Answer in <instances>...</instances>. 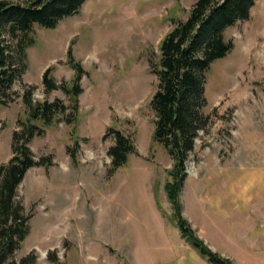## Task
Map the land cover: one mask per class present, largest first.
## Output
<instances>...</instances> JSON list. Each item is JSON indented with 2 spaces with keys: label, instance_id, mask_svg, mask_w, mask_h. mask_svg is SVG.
Listing matches in <instances>:
<instances>
[{
  "label": "rangeland",
  "instance_id": "374dc122",
  "mask_svg": "<svg viewBox=\"0 0 264 264\" xmlns=\"http://www.w3.org/2000/svg\"><path fill=\"white\" fill-rule=\"evenodd\" d=\"M194 1L86 0L55 29L33 28L14 99L0 108V164L24 115L23 89L33 86L42 100L49 66L58 83L70 82L69 46L86 74L76 125L46 128L30 143L34 158L50 157L52 165L30 169L18 187L32 218L15 262L33 250L36 264H209L171 220L163 185L172 161L152 142L149 109L158 44ZM225 36L233 49L207 73L202 112L211 125L186 165L182 215L212 251L234 264H264V0ZM54 98L68 104L60 90ZM109 126L132 136L137 149L112 177L111 141L103 139Z\"/></svg>",
  "mask_w": 264,
  "mask_h": 264
},
{
  "label": "trees",
  "instance_id": "16d2710c",
  "mask_svg": "<svg viewBox=\"0 0 264 264\" xmlns=\"http://www.w3.org/2000/svg\"><path fill=\"white\" fill-rule=\"evenodd\" d=\"M257 0H195L185 19L175 21L158 44V55L151 62L150 72L156 77L149 109L153 113L152 142L163 147L172 164L163 185L171 208V220L180 237L209 264H234L230 259L212 251L182 215L180 194L187 177L186 165L193 155L201 131H208L211 122L203 114L207 73L211 65L224 59L233 49V42L225 32L240 21L250 19ZM86 0H0V108L14 99V86L20 79L19 60L31 43L33 28L55 29L64 19L77 14ZM17 40V53L11 41ZM66 63L73 69L70 82H57L47 67L41 76L43 99L33 97L35 88L27 85L21 99L24 115L16 120L11 134V155L0 164V264H36L35 251L18 262L13 260L29 235L31 213H26L18 199V187L26 173L35 167L52 165L50 157L35 159L30 143L45 134L46 128L64 123L75 126L78 120V97L82 93L80 81L86 74L71 46L66 51ZM60 90L68 100L48 96ZM1 132V128H0ZM103 139L111 141L107 149L112 177L137 155L132 136L115 126H109ZM77 145L78 140L74 141ZM67 148V152L71 154ZM52 255V254H49Z\"/></svg>",
  "mask_w": 264,
  "mask_h": 264
}]
</instances>
